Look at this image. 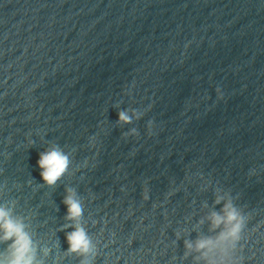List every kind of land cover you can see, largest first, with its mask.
<instances>
[{"label":"water","instance_id":"water-1","mask_svg":"<svg viewBox=\"0 0 264 264\" xmlns=\"http://www.w3.org/2000/svg\"><path fill=\"white\" fill-rule=\"evenodd\" d=\"M52 144L71 163L49 187ZM0 206L38 264H264V0H0Z\"/></svg>","mask_w":264,"mask_h":264},{"label":"clouds","instance_id":"clouds-1","mask_svg":"<svg viewBox=\"0 0 264 264\" xmlns=\"http://www.w3.org/2000/svg\"><path fill=\"white\" fill-rule=\"evenodd\" d=\"M219 91V90H218ZM119 123L131 124L133 118L139 119L140 114L135 110L119 111ZM135 128L131 129L129 135H135ZM70 157L57 144H52L49 149L40 154L38 166L41 169L40 176L44 184L49 187H54L57 182L65 175L70 166ZM67 195L64 199V204L67 206L68 212L66 219L74 223L68 225L74 230L67 234L68 251L70 253L88 254L92 250V241L85 230L79 223L83 217V205L77 196L74 189H66ZM144 199H148V189L144 190ZM221 198H217L216 203H220ZM223 215L213 213V226L218 227L221 223L231 225L227 233H221L220 239H231L233 246L241 239V233L246 223L244 214L237 210L231 202L225 203L222 209ZM0 240H12L13 243L9 246L8 255L0 256V264H38L34 250L32 248V240L29 234L25 231V225L22 221L13 219L11 210L0 206ZM211 240H198L196 243L197 249H203ZM188 248H192V244L186 242ZM81 264H88L87 261H82Z\"/></svg>","mask_w":264,"mask_h":264}]
</instances>
